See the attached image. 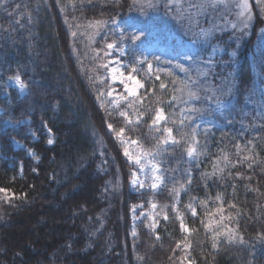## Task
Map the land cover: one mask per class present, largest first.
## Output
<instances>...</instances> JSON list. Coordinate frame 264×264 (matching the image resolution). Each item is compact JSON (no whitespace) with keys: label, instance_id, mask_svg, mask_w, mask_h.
I'll use <instances>...</instances> for the list:
<instances>
[{"label":"trees","instance_id":"obj_1","mask_svg":"<svg viewBox=\"0 0 264 264\" xmlns=\"http://www.w3.org/2000/svg\"><path fill=\"white\" fill-rule=\"evenodd\" d=\"M249 2L251 25L221 30L214 16L193 22L168 0H0V189L13 194L0 200V264H264V3ZM161 13L194 33L215 24L203 43L223 51L208 64L209 48L184 36L200 47L185 76L170 73L163 87L149 79L140 102L112 107L107 45L131 50L150 31L172 33L158 29ZM14 76L25 95L8 86ZM130 108L141 117L133 124L122 115ZM161 108L176 139L165 148L152 127ZM201 112L222 126L199 130L190 162L189 116ZM121 132L160 153L159 191H130ZM148 199L165 218L132 234L131 207Z\"/></svg>","mask_w":264,"mask_h":264},{"label":"rangeland","instance_id":"obj_2","mask_svg":"<svg viewBox=\"0 0 264 264\" xmlns=\"http://www.w3.org/2000/svg\"><path fill=\"white\" fill-rule=\"evenodd\" d=\"M244 3L245 0H168L167 4L169 5L167 8L171 10L173 6L172 8L176 14H180L183 17L185 15L193 16L195 18L193 22L205 19H210V22H213L211 18L215 17L217 19L216 24L220 26L221 30H241L244 25L250 26L252 21L250 2L247 0V9L242 7ZM175 16L173 12V19ZM160 17L164 18V22L160 24L161 28L159 27L158 29L164 33H169L170 29L174 30L172 33L161 35L155 31H150L148 33L149 38L139 37L134 48L131 50L128 47H124V49H114V47L109 49V59L106 62L105 73V77L109 82V91L107 92L106 99L110 100L112 107L118 108L123 104L131 106L140 102L146 81L149 79H154L155 82L160 81L161 85L166 86V76L168 74L171 73L174 76L175 74H183L185 76L184 69L186 64L184 62L192 60L200 48L194 39L198 38L200 44H203L204 48L207 47L205 50L207 51L209 47L203 41L208 37V33L211 35L212 32L219 29L215 24L202 23L199 28L201 29V33H194L192 29L188 31L187 29L173 27V24L168 22L171 19V15H167V13H161L158 18ZM117 26L118 29H122L121 24ZM142 33L143 31H141L140 36H143ZM184 36H192L194 39L184 40ZM222 51V45L219 43L210 46L207 58H205L206 62L213 64L215 56ZM117 53H121L122 55H117ZM149 64L151 68L148 67ZM113 68L117 70L115 73L112 71ZM129 75L135 77V81L139 85H142V87L136 88L134 94L128 90L136 86L134 82L127 79ZM14 77L8 80V86L15 88L21 96L25 95L28 91L27 86L20 78V82L25 85V88L22 90L19 83L13 79ZM125 84L128 85V88L124 86ZM261 84H264V81ZM259 99L262 104L261 106L264 108V85H261ZM232 103L231 97L218 100L214 104L216 113H223L232 106ZM3 112L4 110L0 107V114ZM137 112V110L130 108L125 110L123 115L127 117L128 123L133 124L141 118ZM159 116H162L163 119H158ZM167 118L165 110L161 108L152 123V127L164 133L161 148L173 144L171 141L176 142L172 130L169 132V129L164 127ZM180 119L184 122L183 113L180 115ZM189 120L195 129V137L193 139V146L187 151L186 157L190 162H194L197 160V134L199 130L206 125L220 127L222 124L217 120L216 115L205 116V113L202 112L192 114L189 116ZM25 122H28V120H25ZM117 138L124 147V156L131 169L129 180L130 191L140 196L146 192L159 191L164 185L163 170L159 164L160 153L144 149L139 140L128 138L122 132L119 133ZM52 142L53 139H51ZM15 145L18 148L25 147L23 143L17 141ZM193 149L195 150L193 155L189 156V151ZM28 153L30 156H34L35 154L34 151H29ZM153 184L156 185L155 188L152 187ZM12 197L13 194L8 190L6 193L0 192V200H9ZM131 208L132 234L136 233V225L142 220L151 225L153 230H157L160 219L165 218V212L162 207L152 199L137 203ZM175 208H178L177 201L175 202ZM188 208L191 213H196V206L194 204ZM179 219L181 220L183 231H188V226L183 217L179 216Z\"/></svg>","mask_w":264,"mask_h":264},{"label":"snow or ice","instance_id":"obj_3","mask_svg":"<svg viewBox=\"0 0 264 264\" xmlns=\"http://www.w3.org/2000/svg\"><path fill=\"white\" fill-rule=\"evenodd\" d=\"M5 2H6V0H5ZM257 2H258V3H264V0H257ZM0 6H2V5H0ZM242 7H244L245 9L248 8L247 0H245V3L242 5ZM262 10H264V9H262ZM107 48H108V49H112V48H113V45H112V44H108V45H107ZM106 54H107V53H106ZM117 55H122V54H121V53H117ZM148 67L151 68V65L149 64ZM112 71H113V73H115L117 70H116L115 68H113ZM13 79L15 80V82L19 83L20 88H21L22 90L25 88V85H24L23 83L20 82V77H19V76L14 77ZM127 79H128L129 81L134 82L135 85H136L134 88H130V89H128V90H129L130 92H132L133 94L135 93L136 88L142 87V85H139V83L135 81V77L129 75V77H128ZM121 82L123 83V81H121ZM124 86H125L126 88H128V85H127V84H125ZM161 87H163V85H161ZM122 115H123V114H122ZM158 119H163V117H162V116H159ZM108 127L111 128V125H109ZM168 131L171 132V129H169ZM49 143H51V141H49ZM166 143H168V141H166ZM171 143L174 144L175 141H171ZM194 151H195L194 149H193V150H190L189 153H188V155H189V156H192ZM248 167L251 168V167H252V164L250 163V164L248 165ZM157 179H159V178H157ZM152 187L155 188L156 185L153 184ZM0 192H2V193H6L7 190H6V189H0ZM193 215H195V212H193ZM182 226H183V225H182Z\"/></svg>","mask_w":264,"mask_h":264}]
</instances>
